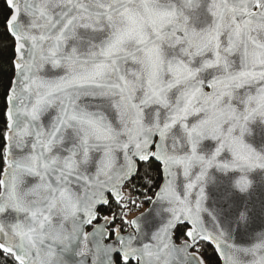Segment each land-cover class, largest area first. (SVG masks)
<instances>
[{
  "label": "snow or ice",
  "instance_id": "6c2138e0",
  "mask_svg": "<svg viewBox=\"0 0 264 264\" xmlns=\"http://www.w3.org/2000/svg\"><path fill=\"white\" fill-rule=\"evenodd\" d=\"M5 4L0 264H65L58 246L74 243L80 264H208L209 244L225 264H264V236L236 247L204 215L210 169H264L244 140L264 117V0ZM155 162L168 178L148 195ZM145 202L168 213L151 233L129 219Z\"/></svg>",
  "mask_w": 264,
  "mask_h": 264
},
{
  "label": "water",
  "instance_id": "95a60500",
  "mask_svg": "<svg viewBox=\"0 0 264 264\" xmlns=\"http://www.w3.org/2000/svg\"><path fill=\"white\" fill-rule=\"evenodd\" d=\"M47 119L45 117L46 122ZM248 127L249 132L244 136L245 143L257 152L264 154V118H255V120L249 122ZM217 146L216 141L206 139L201 142L198 151L206 158H210ZM231 159L229 152L226 151L222 154L221 160L230 161ZM156 163L161 168L162 180L160 185H162L168 177L163 172L161 164L159 162ZM241 177L251 182L250 187L244 192L236 187V181ZM177 183L181 186L185 183L182 170L178 174ZM204 188L206 196L205 208L208 210L204 214L205 217L207 218L209 213L213 214L219 226L224 230L234 246L251 248L260 242L259 238L264 236V169H254L245 174L231 169L225 172L213 168L209 170ZM157 191H159V188ZM198 191L199 187L193 192V197ZM242 213L246 214V218L243 221L241 220ZM142 214L144 215L142 227L149 233L156 231L162 226L168 216L166 206L163 204L155 205L154 202L150 203L144 212L134 218L140 217ZM9 215L14 216L15 214L9 213ZM209 245L215 250L221 264H225L224 257L215 248V245ZM57 251L65 264H80L79 245L71 244L67 250L64 249V246H58ZM246 259L250 260L251 257H246Z\"/></svg>",
  "mask_w": 264,
  "mask_h": 264
},
{
  "label": "trees",
  "instance_id": "16d2710c",
  "mask_svg": "<svg viewBox=\"0 0 264 264\" xmlns=\"http://www.w3.org/2000/svg\"><path fill=\"white\" fill-rule=\"evenodd\" d=\"M7 13L8 9L6 7L5 0H0V33H3L2 21ZM10 45V39L0 40V48H2V50H0V129L4 128L6 121V116L4 115L6 112V97L4 95V91L7 88L9 82L14 78V69L9 62L11 57ZM0 144H3L2 140H0ZM142 163L143 162H141V164ZM0 167H3V165H0ZM148 171L152 180L151 191L148 193V195H153L159 188L158 186H160L162 180L160 165L155 162L153 163L152 167L148 169ZM137 183H142V181H137ZM141 199H143V197H141ZM149 205L150 203L145 202L143 206L135 210L132 215L142 212L143 210L147 209ZM181 227L182 225L178 226L176 230L178 242L179 238H182V232L180 231ZM201 251L205 252V258L208 264H221L218 255L210 245L207 246L206 249H201Z\"/></svg>",
  "mask_w": 264,
  "mask_h": 264
},
{
  "label": "rangeland",
  "instance_id": "374dc122",
  "mask_svg": "<svg viewBox=\"0 0 264 264\" xmlns=\"http://www.w3.org/2000/svg\"><path fill=\"white\" fill-rule=\"evenodd\" d=\"M146 210V209H145ZM145 210H143L142 212H144ZM142 212H140V213H142ZM140 213H138V214H140ZM138 214H134V215H131L130 217H129V219H133L135 216H137Z\"/></svg>",
  "mask_w": 264,
  "mask_h": 264
},
{
  "label": "clouds",
  "instance_id": "9594fccd",
  "mask_svg": "<svg viewBox=\"0 0 264 264\" xmlns=\"http://www.w3.org/2000/svg\"><path fill=\"white\" fill-rule=\"evenodd\" d=\"M257 117H260V116L258 115ZM257 117H256V118H257ZM260 118H264V117H260ZM236 182H237V181H236ZM238 189H239V188H238ZM239 190H240V189H239ZM245 216H246L245 213H242V214H241V217H245ZM241 220L243 221V219H241Z\"/></svg>",
  "mask_w": 264,
  "mask_h": 264
}]
</instances>
